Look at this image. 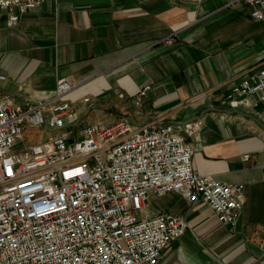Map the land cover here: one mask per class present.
<instances>
[{"label": "crops", "instance_id": "1", "mask_svg": "<svg viewBox=\"0 0 264 264\" xmlns=\"http://www.w3.org/2000/svg\"><path fill=\"white\" fill-rule=\"evenodd\" d=\"M262 67L264 22L243 0H45L15 23L0 15V95L42 100L65 76L77 83L67 98L80 126L120 116L149 125L199 120L194 133L182 132L194 169L244 184L234 227L205 203L165 194L162 210L185 229L156 264H264V105L257 95L251 106L222 102Z\"/></svg>", "mask_w": 264, "mask_h": 264}, {"label": "built area", "instance_id": "2", "mask_svg": "<svg viewBox=\"0 0 264 264\" xmlns=\"http://www.w3.org/2000/svg\"><path fill=\"white\" fill-rule=\"evenodd\" d=\"M44 1L0 0V15L15 23ZM243 1L250 18L264 22V0ZM76 86L61 76L42 100L0 95V264H156L185 221L160 208L150 212V194L176 192L235 226L244 184L194 169V147L182 132L194 133L199 120L149 125L120 116L80 126L67 98ZM149 87L140 88L136 103ZM252 95L264 105V67L235 82L222 102L251 106ZM25 130L45 136L16 147Z\"/></svg>", "mask_w": 264, "mask_h": 264}, {"label": "rangeland", "instance_id": "3", "mask_svg": "<svg viewBox=\"0 0 264 264\" xmlns=\"http://www.w3.org/2000/svg\"><path fill=\"white\" fill-rule=\"evenodd\" d=\"M24 135H25L24 136L25 141H21V143L19 142V144H17L16 147H19L20 144H25L28 142L40 140L45 136V134H43L41 130H37V131L25 130ZM166 197L167 195L157 196L154 194H150L148 198V207L150 212L155 211L158 208L164 209L165 207L163 205L165 204Z\"/></svg>", "mask_w": 264, "mask_h": 264}]
</instances>
